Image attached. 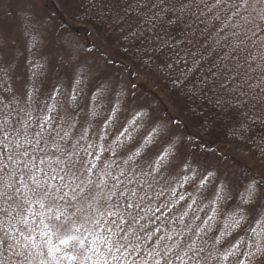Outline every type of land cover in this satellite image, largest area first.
I'll list each match as a JSON object with an SVG mask.
<instances>
[{"label":"snow or ice","instance_id":"6c2138e0","mask_svg":"<svg viewBox=\"0 0 264 264\" xmlns=\"http://www.w3.org/2000/svg\"><path fill=\"white\" fill-rule=\"evenodd\" d=\"M64 2L138 41L139 60L160 61L188 95L242 117L233 135L264 123V0ZM61 48L50 62L33 43L22 67L0 25V264H264V171L231 180L200 156L216 151L200 132L130 99L115 61L92 77L70 40ZM174 184L193 187L190 203Z\"/></svg>","mask_w":264,"mask_h":264},{"label":"rangeland","instance_id":"374dc122","mask_svg":"<svg viewBox=\"0 0 264 264\" xmlns=\"http://www.w3.org/2000/svg\"><path fill=\"white\" fill-rule=\"evenodd\" d=\"M48 1L53 3L56 11H61V5L57 0ZM44 2L45 0H3V3L0 4V25L3 26L5 38L10 41L21 66H23V43L28 36L34 35L36 40H40L38 44L41 46V52L48 54L50 62L53 58L58 60L60 56L64 55L61 44L65 40H70L73 48L80 50L82 58L88 57V64L92 67L91 71L87 68L85 71L89 76L95 77L97 70L103 68V62L112 57L109 56L105 43L90 28H79L80 30L76 31L72 29L75 27L66 26L56 18L52 19ZM61 32L64 33L63 37L60 35ZM73 67L68 64L56 67V72L59 73V82L66 87H69L68 81L73 74ZM110 71L112 76L118 77L130 90V99L135 98L136 105H145L150 112L158 115L164 121H168L170 118L180 121L174 110L175 103L167 97L165 91L153 78L133 69L130 65L119 64L118 66L117 62L110 65ZM89 87H91L90 83L85 87V93ZM130 106L126 105V107ZM181 132L186 133L183 128ZM213 149L216 150L215 155L212 152L205 153L200 150V156L206 157L213 163L219 162L222 169L228 173V177L241 185L245 183L249 171L252 174L260 172L250 154L241 147L224 146ZM207 193L210 195L211 188ZM150 194L153 195V192L150 191Z\"/></svg>","mask_w":264,"mask_h":264},{"label":"trees","instance_id":"16d2710c","mask_svg":"<svg viewBox=\"0 0 264 264\" xmlns=\"http://www.w3.org/2000/svg\"><path fill=\"white\" fill-rule=\"evenodd\" d=\"M57 1L61 5L60 12L56 11L52 2H47V0L44 2L50 17L62 21L66 26L75 27L70 28L76 31L80 30L79 28H90L105 43L109 56H112L111 59L117 62L118 66L119 64L122 66L130 65L133 69L153 78L159 87L165 91L167 97L175 103L176 116L180 121H184L185 127L183 129L187 134L189 133V136H195L200 132L203 136L204 144L212 149L224 146L241 147L250 154L260 172L264 171V159L261 158V148H264V123L259 120L255 122L248 120V130L243 133L238 131L236 135H233L231 129L239 128V121L242 117H233L230 112L227 114L222 112L215 106L214 98L209 99L202 95L195 97L188 95L185 88L174 84L173 76L169 75L166 70L161 71L159 69L160 61L156 62V66L144 64L139 60L136 51L141 46L140 43L138 41L132 43L125 41L118 27L111 26L106 21L97 19L85 9H77L75 6H73V15H70L65 10L64 0ZM25 39L22 49L23 65L25 58H31L32 53L28 49L32 47L33 43L38 46L36 54L39 55L41 53V46L38 44L40 40H36L34 35H30ZM126 49L128 50L126 51ZM52 82H55V80ZM64 86L66 87V85ZM39 99L42 100L43 96L41 95ZM65 99H67L66 96ZM80 103L83 105L84 100L82 99ZM121 119H123V116H121ZM202 125L209 128L207 135L202 132ZM200 150H203V146ZM200 150L199 153L201 152ZM174 187L178 195L184 194L186 198H189L194 191L191 185L181 188L179 185L174 184ZM207 194V192L204 193V195ZM153 196H155V192H153ZM168 200L169 193L166 192L164 196L160 197L159 200H155L154 203L167 202ZM188 202H191L190 198ZM181 204H184V201L176 204L175 208L179 209ZM164 215H168L167 209H165ZM200 215L203 217L204 213H200ZM144 223L151 227L153 222L146 218ZM196 223H200V221H196ZM232 238L230 236L226 239L231 240Z\"/></svg>","mask_w":264,"mask_h":264}]
</instances>
